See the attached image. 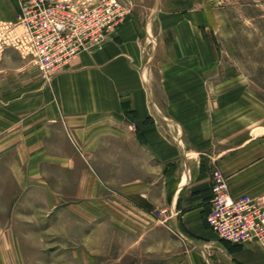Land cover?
Wrapping results in <instances>:
<instances>
[{"label": "crops", "instance_id": "0c3cea01", "mask_svg": "<svg viewBox=\"0 0 264 264\" xmlns=\"http://www.w3.org/2000/svg\"><path fill=\"white\" fill-rule=\"evenodd\" d=\"M162 1L155 0L144 15L141 36L128 21L115 42L81 54L55 74L52 97L48 88L40 100L0 93V207L6 214L1 217L0 209V264H17L18 237L32 235L34 221L41 220L42 236H65L48 222L63 221L67 209L74 212L67 225L79 224L84 198L89 210L94 208L92 218L97 204L115 198L121 215L114 225L126 226L130 235L150 229L158 235L153 212L163 205L168 228L201 264H209L213 254L233 264L224 241L207 236L212 162L245 154L257 134L252 130L254 136L249 132L251 137L236 146L225 136V120L235 116L220 109H233L236 101L224 106L212 99L224 86L218 82L219 61L201 59L186 11L166 9ZM15 12L11 0H0V20L12 21ZM165 12L177 19L163 21L166 31L160 35L154 24ZM97 157L105 164L108 157L121 159L120 184L114 174H101ZM113 168L103 167L111 173ZM246 168L228 179L235 197L248 193L245 182H236L244 181ZM116 186L119 192H109ZM5 235L9 243L2 242Z\"/></svg>", "mask_w": 264, "mask_h": 264}, {"label": "rangeland", "instance_id": "374dc122", "mask_svg": "<svg viewBox=\"0 0 264 264\" xmlns=\"http://www.w3.org/2000/svg\"><path fill=\"white\" fill-rule=\"evenodd\" d=\"M127 2L131 12L128 20L121 25L130 21L134 24L135 33L141 36L139 24L141 25L144 15L152 8L155 0H127ZM162 2L166 9L178 8L186 11L182 14L193 25L194 48L202 53L201 59L210 57L213 61H219L218 68L222 69L223 77L219 76L218 82L223 80L224 86L217 97L214 96L212 99L218 98L224 106L229 101H236L233 109L218 107L224 112L234 111L235 118L225 120V136H230L232 144L236 146L245 142L248 137L254 136L252 130L257 134L255 141L252 142V149L242 155L230 153L227 156L217 157L212 162V172L216 169L220 170L227 174L229 179L238 171L248 167L244 171V181L237 180V186L245 182L244 191L264 197V0H163ZM158 18L154 27L160 35H164L166 31L163 21L177 19L175 15L166 12L160 13ZM136 20L138 26L135 24ZM121 25L117 27L110 41L115 42L121 37L119 35ZM198 36L201 38L200 45L197 44ZM142 45H146V42L144 41ZM55 76L57 75H51L49 78L43 76L40 70L27 59H22L10 45L0 49L2 98L11 95L19 99L31 97L33 100H40L42 89L45 91L47 88L48 95L52 97L49 85ZM224 116L228 115L224 113ZM249 132L251 136H248ZM85 158L88 159L87 156ZM108 159L110 165L105 164L104 158L99 157L97 166L102 167L103 176L114 174V180L120 184L123 176L121 159L119 157H108ZM111 166L114 167L112 173L109 169L106 172L103 169ZM112 190L119 192L120 187H113L109 192ZM82 200H85L86 204L83 203L78 207L79 224L67 225L68 218L74 214L73 210L67 209L62 211L65 215L63 221L59 219L48 222L50 228L55 227L53 230L65 233V236L55 234L42 236L45 232L41 231V220L34 221V228L30 230L33 234L18 237L22 251L16 253L17 264H201L197 254L189 250L168 228L163 205L153 212L158 219L155 226V229L157 227L160 229L158 235L156 232L152 234V229L146 234L143 233L144 235L141 233L130 235L126 226L119 228L114 225L119 223L116 216L121 215L117 210L118 204L115 198L109 199L108 205L97 204L96 218L89 217L94 214L92 212L94 208L89 210L87 198ZM0 209L3 210L1 217H4L6 214L3 205ZM34 212L39 214L40 210L36 209ZM89 219L94 220L90 222ZM23 223L21 220L20 227L24 231ZM123 223L126 225L125 221ZM151 225L152 223L149 224ZM207 236L218 238V234L209 225ZM1 240L3 243H9L6 235ZM224 244L233 255V264H264L262 244L250 242L246 245H238L228 241H224ZM213 250L218 251L214 247ZM1 255L5 256V253ZM8 255L9 253H6V257L2 258L4 259L2 263H6ZM213 256L209 264H226V261L219 260L215 254Z\"/></svg>", "mask_w": 264, "mask_h": 264}, {"label": "built area", "instance_id": "2783aa9c", "mask_svg": "<svg viewBox=\"0 0 264 264\" xmlns=\"http://www.w3.org/2000/svg\"><path fill=\"white\" fill-rule=\"evenodd\" d=\"M11 1L15 19L0 22V49L10 45L47 78L64 71L81 54L102 48L131 12L127 0ZM209 186L206 222L218 239L264 246V197L233 196L227 176L217 169Z\"/></svg>", "mask_w": 264, "mask_h": 264}]
</instances>
